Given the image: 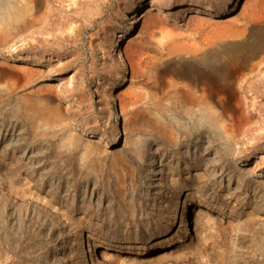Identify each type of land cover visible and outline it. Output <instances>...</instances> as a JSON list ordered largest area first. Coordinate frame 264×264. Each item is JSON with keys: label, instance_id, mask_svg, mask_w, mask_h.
<instances>
[{"label": "rangeland", "instance_id": "obj_1", "mask_svg": "<svg viewBox=\"0 0 264 264\" xmlns=\"http://www.w3.org/2000/svg\"><path fill=\"white\" fill-rule=\"evenodd\" d=\"M31 5L0 0V264H264V0Z\"/></svg>", "mask_w": 264, "mask_h": 264}, {"label": "bare ground", "instance_id": "obj_2", "mask_svg": "<svg viewBox=\"0 0 264 264\" xmlns=\"http://www.w3.org/2000/svg\"><path fill=\"white\" fill-rule=\"evenodd\" d=\"M24 3H25V7H24V10H23V13H21V15H23L25 12L26 13H29V12H31L32 11V5H31V0H24ZM206 9V7L204 8V10ZM151 19H152V17H151ZM49 105V104H48ZM52 109V108H51ZM49 111V110H48ZM53 112H54V110H53ZM49 114V113H48ZM197 214H196V217H197V215H199L200 213V209H198L197 211ZM195 217V218H196Z\"/></svg>", "mask_w": 264, "mask_h": 264}]
</instances>
